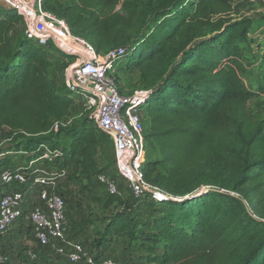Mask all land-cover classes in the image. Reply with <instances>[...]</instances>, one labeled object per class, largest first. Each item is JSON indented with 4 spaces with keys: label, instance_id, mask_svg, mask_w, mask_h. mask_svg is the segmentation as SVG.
<instances>
[{
    "label": "trees",
    "instance_id": "trees-1",
    "mask_svg": "<svg viewBox=\"0 0 264 264\" xmlns=\"http://www.w3.org/2000/svg\"><path fill=\"white\" fill-rule=\"evenodd\" d=\"M233 1L42 0L98 52L127 47L120 69L137 70L138 87L150 90L141 109L144 179L177 198L163 201L124 196L123 177L99 165L104 131L87 116L68 121L78 98L52 70L71 55L29 37L18 8L0 5V171L14 167L7 152L22 164L47 148L57 154L44 167L103 188V206L116 210L87 239L96 255L67 235L95 259L131 264L126 254L134 247L145 264H264V113L249 106L264 98V37L251 35L252 18L231 17ZM101 173L118 192L106 189ZM13 184L0 181V198ZM28 225L18 231L32 235ZM7 244L0 264H38L40 256L23 248L14 256ZM119 245V258L110 256Z\"/></svg>",
    "mask_w": 264,
    "mask_h": 264
},
{
    "label": "built area",
    "instance_id": "built-area-1",
    "mask_svg": "<svg viewBox=\"0 0 264 264\" xmlns=\"http://www.w3.org/2000/svg\"><path fill=\"white\" fill-rule=\"evenodd\" d=\"M0 1L18 8L26 25L25 33L29 37L40 38L45 42L51 36L57 40L63 52L79 60L66 80V87L90 110L89 123L109 134L114 143L119 174L133 195H149L157 201L177 199L144 179L142 164L146 143L141 109L150 90L140 88L130 95L120 92L114 76L115 64L125 58L127 47L98 52L84 37L74 34L62 19L44 10L42 0ZM58 123H54V128H57ZM56 154V151L46 148L41 156L0 171L2 183H15L24 187L8 189L0 198V236L15 221L26 220L31 224V234L37 244L44 246L52 241L59 242L56 252L68 264H118L108 257L95 259L82 243L67 236L66 199L58 191V183L66 176V169L47 168L40 164L43 159ZM97 177L109 192H118L115 179L102 173ZM27 254L31 259L36 257L31 251ZM4 259L0 252V262Z\"/></svg>",
    "mask_w": 264,
    "mask_h": 264
},
{
    "label": "rangeland",
    "instance_id": "rangeland-1",
    "mask_svg": "<svg viewBox=\"0 0 264 264\" xmlns=\"http://www.w3.org/2000/svg\"><path fill=\"white\" fill-rule=\"evenodd\" d=\"M0 5H3V3L0 1ZM3 6H11L10 4L4 3ZM233 7V13L231 14V17L235 19H241L245 17L252 18L254 20V24L251 27V35L255 38H258V40H263L264 37V26L259 25L260 23L264 22V0H244V1H233L232 3ZM25 23H23V29L25 31ZM52 41L54 45L57 48H60L59 43L57 40L52 39L51 36H49L45 42ZM253 51L256 48V44L254 43L252 45ZM251 47V48H252ZM251 48L246 49L243 52V55L246 57H249V54L251 53ZM61 49V48H60ZM125 58H121L119 61L116 62L115 69L117 72H115V80L117 81L118 87L120 92L123 95H130L134 90L140 89L139 82H138V72L135 69H132V71L129 72H123L120 69V66L123 64ZM246 63L250 62L247 58L245 59ZM78 59L71 55L70 58L61 59L57 62V67L53 68V75L57 80V83L60 86H64L66 89V80L70 78L71 70L72 68L78 63ZM255 65V63H254ZM69 94L71 96H75L73 91H69ZM76 107L72 110L71 115L69 117L68 121H79L81 118L87 116L90 118V110H87L85 104L82 102L80 98L77 99ZM249 106L252 110H255L258 112V110H261V108H264V100L261 98L253 99L250 101ZM264 113L263 111H261ZM67 122V121H66ZM64 122V123H66ZM105 137L103 138V142L101 143L99 147V153H98V161L101 168L107 167L106 169L109 170L111 173H119L118 168V159L116 158V152L114 148V143L110 139L109 134L106 132H103ZM6 140L2 139L0 137V150L4 148ZM6 156H9L11 166H16L20 164V159H18V156L16 154V157L12 159L13 155H9L6 153ZM14 157V156H13ZM113 157V158H112ZM111 159V160H109ZM17 164H14L16 162ZM22 163V162H21ZM40 164L43 166V161L40 162ZM68 175V174H67ZM65 176L62 178L58 186L59 188L63 189V195L66 199V219L67 223L66 226L69 228L66 230V233L69 237L72 239H76L80 242H82L87 248H89L93 255H96L97 251L96 248H94L90 241L87 239L91 238V231L95 230L96 228H101L103 219L105 217H109L110 215L115 213L116 208L114 206L105 207L103 206L102 202L104 201V189L97 186L95 188H86V181H82V183H78L75 181H69L68 176ZM118 182H120V178H117ZM9 185V184H8ZM119 187L124 191L125 197H130L131 191L129 188H124L122 184H119ZM10 188L17 189L19 188L18 185L13 184ZM96 196V197H94ZM99 198V199H97ZM140 211V210H138ZM143 216H147L146 214ZM19 220L15 221L14 225L11 227V231H7L3 236L6 235V237L2 238L0 240V244L2 241L4 243H8L7 245L11 247L12 249H19L22 244H20V239L16 237V234H18V229L25 230L26 226L28 225V221H25V223L21 224L18 222ZM88 225L90 226L88 228ZM21 232V231H20ZM8 234V235H7ZM29 232L25 231L24 236L29 238L28 236ZM30 235V234H29ZM31 236V235H30ZM1 247V246H0ZM1 251V250H0ZM125 251V250H124ZM108 252H111L108 250ZM138 250L134 247H132L129 252H127L126 257L128 261L131 264H145L144 261L138 260ZM112 253V254H111ZM109 255L113 256L115 258H119V255L122 254V247L119 245L118 249L111 252Z\"/></svg>",
    "mask_w": 264,
    "mask_h": 264
},
{
    "label": "crops",
    "instance_id": "crops-1",
    "mask_svg": "<svg viewBox=\"0 0 264 264\" xmlns=\"http://www.w3.org/2000/svg\"><path fill=\"white\" fill-rule=\"evenodd\" d=\"M1 2L3 3V5H4V3L8 4L5 1H1ZM259 25L264 26V22L260 23ZM262 99L264 100V98H262ZM261 110L264 112L263 107L261 108ZM66 229H68L67 226H66ZM28 236H29V238L25 237L24 232H22V231L21 232L19 231L18 234H16V237H18L20 239V244L23 245L20 248H23L25 255L27 254L28 251H31L36 256H40L39 257L40 260L37 262L38 264H68V263L64 262V260H62L63 258H61L59 255H57L56 246L59 243L58 241H52L48 245V247H46V248L42 247L41 248L37 245V243L34 240L32 235L30 236L28 234ZM4 237H6V235ZM19 249L13 248V251H11V253L14 256H16V254L19 252Z\"/></svg>",
    "mask_w": 264,
    "mask_h": 264
},
{
    "label": "water",
    "instance_id": "water-1",
    "mask_svg": "<svg viewBox=\"0 0 264 264\" xmlns=\"http://www.w3.org/2000/svg\"><path fill=\"white\" fill-rule=\"evenodd\" d=\"M202 190H203V189L196 190V191H194V192H192V193H190V194H188V195H185V196H184L183 198H181V199L192 197V196L196 195L198 192H201Z\"/></svg>",
    "mask_w": 264,
    "mask_h": 264
}]
</instances>
